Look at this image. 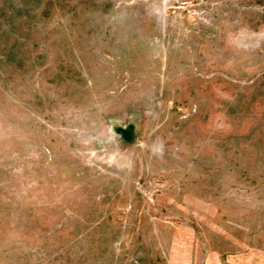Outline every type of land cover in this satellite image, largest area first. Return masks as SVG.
<instances>
[{"label": "rangeland", "instance_id": "rangeland-1", "mask_svg": "<svg viewBox=\"0 0 264 264\" xmlns=\"http://www.w3.org/2000/svg\"><path fill=\"white\" fill-rule=\"evenodd\" d=\"M0 264H264V0H0Z\"/></svg>", "mask_w": 264, "mask_h": 264}, {"label": "water", "instance_id": "water-1", "mask_svg": "<svg viewBox=\"0 0 264 264\" xmlns=\"http://www.w3.org/2000/svg\"><path fill=\"white\" fill-rule=\"evenodd\" d=\"M114 129H117V127H115Z\"/></svg>", "mask_w": 264, "mask_h": 264}]
</instances>
